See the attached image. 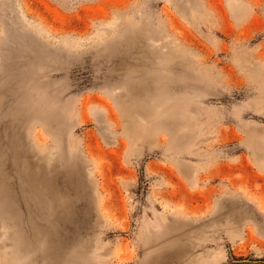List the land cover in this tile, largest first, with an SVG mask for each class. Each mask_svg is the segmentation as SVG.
<instances>
[{
    "label": "rangeland",
    "instance_id": "1",
    "mask_svg": "<svg viewBox=\"0 0 264 264\" xmlns=\"http://www.w3.org/2000/svg\"><path fill=\"white\" fill-rule=\"evenodd\" d=\"M254 116L264 0H0V264H264Z\"/></svg>",
    "mask_w": 264,
    "mask_h": 264
},
{
    "label": "water",
    "instance_id": "2",
    "mask_svg": "<svg viewBox=\"0 0 264 264\" xmlns=\"http://www.w3.org/2000/svg\"><path fill=\"white\" fill-rule=\"evenodd\" d=\"M256 119H259L261 121H264V118H259V117H255ZM142 166H143V161H140L137 164V171H138V178H139V188H140V192L142 193L143 191V187H144V181H143V170H142Z\"/></svg>",
    "mask_w": 264,
    "mask_h": 264
},
{
    "label": "crops",
    "instance_id": "3",
    "mask_svg": "<svg viewBox=\"0 0 264 264\" xmlns=\"http://www.w3.org/2000/svg\"><path fill=\"white\" fill-rule=\"evenodd\" d=\"M127 111H128V107H127V109H126Z\"/></svg>",
    "mask_w": 264,
    "mask_h": 264
}]
</instances>
